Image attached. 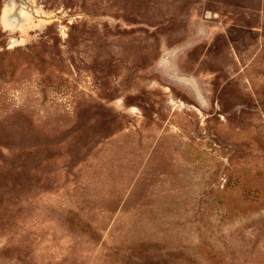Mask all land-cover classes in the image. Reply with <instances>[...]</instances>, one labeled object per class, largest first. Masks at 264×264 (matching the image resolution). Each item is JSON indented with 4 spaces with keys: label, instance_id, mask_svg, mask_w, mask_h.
Segmentation results:
<instances>
[{
    "label": "rangeland",
    "instance_id": "374dc122",
    "mask_svg": "<svg viewBox=\"0 0 264 264\" xmlns=\"http://www.w3.org/2000/svg\"><path fill=\"white\" fill-rule=\"evenodd\" d=\"M8 2L0 264H264V0Z\"/></svg>",
    "mask_w": 264,
    "mask_h": 264
},
{
    "label": "bare ground",
    "instance_id": "6f19581e",
    "mask_svg": "<svg viewBox=\"0 0 264 264\" xmlns=\"http://www.w3.org/2000/svg\"><path fill=\"white\" fill-rule=\"evenodd\" d=\"M10 1H12V0H10ZM14 2H15V0H14ZM14 2H13V3H14ZM8 3H12V2H8ZM13 3H12V4H13ZM14 4H15V3H14ZM28 5H29V4H28ZM5 6H6V5H5ZM6 7H7V6H6ZM8 7H9V6H8ZM4 8H5V7H4ZM9 8H10V7H9ZM9 12H10V11H9ZM11 12L13 13V11H11ZM11 12H10V14L6 12L4 16H6V18H9L10 16L13 15V14H11ZM27 12L30 13L29 11H27ZM35 12H36V11H35ZM31 13H32V12H31ZM20 14H21V13H20ZM20 14H19V15H20ZM15 15H16V14H15ZM27 15H28V14H27ZM27 17H28V16H27ZM10 18H11V17H10ZM12 18H13V16H12ZM17 18H19V17L17 16ZM4 21H5V20H3L2 22H4ZM4 25H5V24H4ZM5 26H6V25H5Z\"/></svg>",
    "mask_w": 264,
    "mask_h": 264
}]
</instances>
